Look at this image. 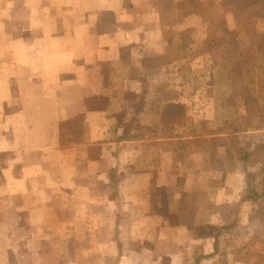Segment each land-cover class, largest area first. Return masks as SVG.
<instances>
[{
    "label": "crops",
    "instance_id": "0c3cea01",
    "mask_svg": "<svg viewBox=\"0 0 264 264\" xmlns=\"http://www.w3.org/2000/svg\"><path fill=\"white\" fill-rule=\"evenodd\" d=\"M18 1L0 7V192L24 197V240L104 239L141 262L213 256L237 208L264 202L249 183L262 129L234 128L230 86L199 105L185 88L171 98L158 36L188 27L175 0Z\"/></svg>",
    "mask_w": 264,
    "mask_h": 264
},
{
    "label": "rangeland",
    "instance_id": "374dc122",
    "mask_svg": "<svg viewBox=\"0 0 264 264\" xmlns=\"http://www.w3.org/2000/svg\"><path fill=\"white\" fill-rule=\"evenodd\" d=\"M244 1L175 0L178 25L187 21L188 27L184 30L177 25L167 27L161 33L162 39L158 36V42L164 39L167 43L166 60L171 62L163 72L167 76L166 86L172 91L171 98H177V91L185 88L189 91L185 97L189 101L195 98L194 104L199 105L203 104V89L230 86L236 90L237 99H231V103L237 107L242 105L240 103L243 105L236 114L234 128L262 129L251 134L252 155L254 158L259 155L261 159L249 172V183L250 187L264 192V0H250L252 5L245 9L238 7L236 12L235 4L243 5ZM3 4L22 6L18 0H0V7ZM2 17L5 19V16L0 19ZM14 20L15 17H11V21ZM162 79L157 78L158 88H163ZM222 80L225 83L220 85ZM191 90L196 93L192 94ZM243 98L247 99L245 104ZM65 195L59 197L63 202ZM7 196L0 192V264H190L193 257L178 253L172 257L150 256L147 262H141L140 257L133 255L112 254L110 247L101 249L104 239L102 242L94 238L91 248H84L83 240L61 241L59 250L54 248L53 239L24 240V207L20 206L24 197ZM241 207L237 208V213H241L239 221L232 228L219 230L218 251L201 259V264H264V202ZM68 227L67 223L61 224V231ZM99 227L91 225L93 231H98ZM43 228L47 231L52 225L46 223ZM193 232L194 235L211 233V227ZM178 246L182 248L181 244Z\"/></svg>",
    "mask_w": 264,
    "mask_h": 264
},
{
    "label": "trees",
    "instance_id": "16d2710c",
    "mask_svg": "<svg viewBox=\"0 0 264 264\" xmlns=\"http://www.w3.org/2000/svg\"><path fill=\"white\" fill-rule=\"evenodd\" d=\"M231 1V0H230ZM253 2L250 3V0H245L243 5H238L237 3L235 4V8H237L236 12L239 11V8H242L244 6L243 9H245L248 5H252ZM242 10V9H241ZM243 11V10H242ZM244 104L247 102L246 98H243ZM198 258H194L193 264H197Z\"/></svg>",
    "mask_w": 264,
    "mask_h": 264
}]
</instances>
